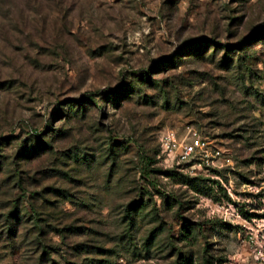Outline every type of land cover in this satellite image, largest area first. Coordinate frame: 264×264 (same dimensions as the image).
Here are the masks:
<instances>
[{
  "label": "rangeland",
  "instance_id": "obj_1",
  "mask_svg": "<svg viewBox=\"0 0 264 264\" xmlns=\"http://www.w3.org/2000/svg\"><path fill=\"white\" fill-rule=\"evenodd\" d=\"M0 264H264V0H0Z\"/></svg>",
  "mask_w": 264,
  "mask_h": 264
},
{
  "label": "built area",
  "instance_id": "obj_2",
  "mask_svg": "<svg viewBox=\"0 0 264 264\" xmlns=\"http://www.w3.org/2000/svg\"><path fill=\"white\" fill-rule=\"evenodd\" d=\"M158 157L168 166L185 165L191 170L209 166L219 158L220 151L195 132L178 134L173 129L161 131L157 137Z\"/></svg>",
  "mask_w": 264,
  "mask_h": 264
}]
</instances>
